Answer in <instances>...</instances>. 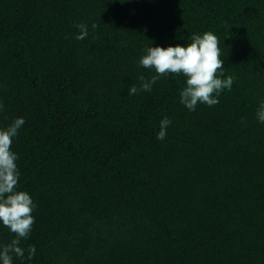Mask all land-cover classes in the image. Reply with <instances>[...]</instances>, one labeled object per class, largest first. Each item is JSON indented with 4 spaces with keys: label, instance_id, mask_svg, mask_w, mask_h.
I'll list each match as a JSON object with an SVG mask.
<instances>
[{
    "label": "trees",
    "instance_id": "1",
    "mask_svg": "<svg viewBox=\"0 0 264 264\" xmlns=\"http://www.w3.org/2000/svg\"><path fill=\"white\" fill-rule=\"evenodd\" d=\"M205 29L234 77L217 103L189 111L179 73L127 93L154 71L144 45ZM262 98L264 0H0V125L25 118L11 147L35 201L14 264H264Z\"/></svg>",
    "mask_w": 264,
    "mask_h": 264
},
{
    "label": "clouds",
    "instance_id": "2",
    "mask_svg": "<svg viewBox=\"0 0 264 264\" xmlns=\"http://www.w3.org/2000/svg\"><path fill=\"white\" fill-rule=\"evenodd\" d=\"M120 2L123 3L124 0ZM75 26L79 29L75 33L76 39L87 35L88 27L83 22H76ZM91 26L95 28V22ZM220 52L218 37L209 29L188 33L183 43H168L163 46L152 42L146 44L137 63L154 71L147 78L141 74L138 77L139 86L130 83L127 93L150 90L160 74L179 73L184 77L182 86L178 89L181 104L189 111L194 110L198 102L213 105L217 103L221 91L232 86L234 79L232 74L224 72ZM255 117L264 122V98L259 100ZM24 119L23 115H17L7 124L0 125V225L13 233L10 239L0 240V264H14L13 257L30 261L35 252L34 245H21V239L29 235L32 227L35 201L27 189L18 185V153L11 147ZM169 123V116H161L155 132L157 139L164 138Z\"/></svg>",
    "mask_w": 264,
    "mask_h": 264
}]
</instances>
